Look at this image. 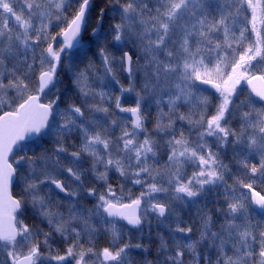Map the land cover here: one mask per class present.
Returning a JSON list of instances; mask_svg holds the SVG:
<instances>
[{"label": "snow or ice", "instance_id": "snow-or-ice-1", "mask_svg": "<svg viewBox=\"0 0 264 264\" xmlns=\"http://www.w3.org/2000/svg\"><path fill=\"white\" fill-rule=\"evenodd\" d=\"M0 264H264V0H0Z\"/></svg>", "mask_w": 264, "mask_h": 264}]
</instances>
